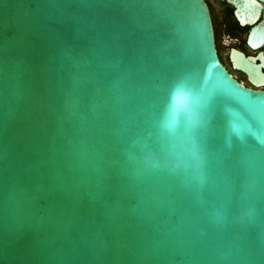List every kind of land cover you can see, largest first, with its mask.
<instances>
[{"label":"water","instance_id":"1","mask_svg":"<svg viewBox=\"0 0 264 264\" xmlns=\"http://www.w3.org/2000/svg\"><path fill=\"white\" fill-rule=\"evenodd\" d=\"M0 264H264V90L204 0H0Z\"/></svg>","mask_w":264,"mask_h":264},{"label":"flooded vegetation","instance_id":"2","mask_svg":"<svg viewBox=\"0 0 264 264\" xmlns=\"http://www.w3.org/2000/svg\"><path fill=\"white\" fill-rule=\"evenodd\" d=\"M210 19L213 45L216 56L225 70L245 87L264 90V39L255 46L248 43V35L253 26L264 27V2L258 1L260 7L254 20L241 22L238 7L226 0H204ZM253 17V15H250ZM232 50L247 57L260 71V79L250 70L235 60Z\"/></svg>","mask_w":264,"mask_h":264}]
</instances>
